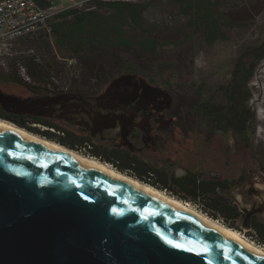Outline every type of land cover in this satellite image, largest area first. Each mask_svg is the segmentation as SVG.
Segmentation results:
<instances>
[{
    "label": "water",
    "instance_id": "95a60500",
    "mask_svg": "<svg viewBox=\"0 0 264 264\" xmlns=\"http://www.w3.org/2000/svg\"><path fill=\"white\" fill-rule=\"evenodd\" d=\"M0 101L42 114L39 98L0 89ZM252 188L253 200L240 204L246 228L252 213L264 220V186ZM0 264H264V256L141 187L0 127Z\"/></svg>",
    "mask_w": 264,
    "mask_h": 264
},
{
    "label": "rangeland",
    "instance_id": "374dc122",
    "mask_svg": "<svg viewBox=\"0 0 264 264\" xmlns=\"http://www.w3.org/2000/svg\"><path fill=\"white\" fill-rule=\"evenodd\" d=\"M121 1L146 5L142 13L144 22L141 25L131 22L124 27L126 37L134 44L76 52L58 44L54 33L44 28L23 41L9 63L0 65V89L27 99L26 96L33 94L28 83L45 86L46 79H50L61 88L74 84L85 89L99 80L138 73L176 96L182 129L179 142L172 147L167 145V154L179 158L184 167L204 171L209 177L242 175L246 176L242 180L245 186H264V59L249 84L250 106L255 114L248 123L247 133L225 129L214 132L213 126L206 129L196 112L197 104L206 100L226 105L221 87L231 80L237 60L264 43V0H210L219 23L217 31L215 27H207L206 20L201 21L203 9L188 8L175 0ZM53 3L68 6L70 0H53ZM74 7L99 9L106 14L112 10L98 8L95 0H83ZM206 36L217 39L208 41ZM143 40L152 41L154 46L140 45ZM28 63L35 67L33 74L28 71ZM57 67L61 70L57 71ZM10 73L27 83L9 80ZM228 194L237 200L231 189ZM203 201L189 200L206 213ZM218 220L225 223L223 218ZM243 222V217L238 219L239 226L234 229L254 241L249 234L251 228L244 227ZM258 241L254 242L260 245Z\"/></svg>",
    "mask_w": 264,
    "mask_h": 264
},
{
    "label": "trees",
    "instance_id": "16d2710c",
    "mask_svg": "<svg viewBox=\"0 0 264 264\" xmlns=\"http://www.w3.org/2000/svg\"><path fill=\"white\" fill-rule=\"evenodd\" d=\"M95 1L99 6L98 8L109 7L112 10L106 14L99 9L69 7L53 16L50 27L56 36L57 43L70 47L76 52L134 44L133 40L126 37L124 27L131 22L136 25H141L144 22L142 13L146 5L121 0ZM175 1L188 8L203 9L204 13L200 16L201 21L206 20L207 27H215L217 31L219 23L217 17L214 16L210 0ZM41 3L47 7L51 4V1L41 0ZM114 22L118 25H114ZM110 24H113V26ZM206 39L213 41L217 38L213 36L209 39L206 36ZM143 43L146 46L153 45L150 40H143L139 44L143 45ZM249 56L251 60L248 59ZM29 59L32 61L34 58ZM263 59L264 43L251 48L248 53L239 57L232 71L231 80L227 85L221 87L226 97V105L206 100L197 104V114L202 119H206L211 126L217 127L218 130L225 129L247 133L248 123L254 118L255 114L250 106L249 84ZM30 64L33 63L30 62ZM30 64L28 63V71L33 74L35 67ZM8 79L27 83L22 78L12 75V73L9 74ZM0 117L88 156L111 163L116 169L165 190L177 198L185 201H200L203 199V204L207 209L206 213L216 219L223 218L225 224L230 227H238L237 220L244 215L236 200L228 194L230 188L229 178L209 177L206 172L195 169H188L186 175L177 177L169 171L167 165L154 164L144 157L125 149L103 147L99 144H94L90 148L86 143L90 140L89 137L77 134L69 127L55 122L44 123L46 128L42 129L41 126L35 125L39 123L37 121L39 119L29 114L13 116L0 109ZM250 228L256 231L258 240L264 244V221L254 219ZM249 234L252 235V233Z\"/></svg>",
    "mask_w": 264,
    "mask_h": 264
},
{
    "label": "flooded vegetation",
    "instance_id": "af4514ba",
    "mask_svg": "<svg viewBox=\"0 0 264 264\" xmlns=\"http://www.w3.org/2000/svg\"><path fill=\"white\" fill-rule=\"evenodd\" d=\"M46 81L48 85L39 87L27 84L33 94L26 98H39L43 101L40 110L36 112L42 114L26 112V107L18 102H7L6 109L0 101V109L13 116L32 115L39 119L36 124L44 126L48 122L62 126L65 123L77 134L89 137L90 140L86 143L90 148L99 144L125 149L154 164L167 165L169 171L177 177L184 176L188 169H193L184 167L179 158L167 154V145L172 147L179 142L178 136L182 129L180 109L176 96L153 79L136 73L133 77L116 76L103 82L99 80L88 84L85 89H78L74 84L61 88L50 79ZM7 94L16 96L19 100L23 97L15 93ZM20 110L22 112H18ZM201 124L206 129L212 127L206 119H202ZM213 128L214 132H218L217 127ZM245 177L239 175L229 178V189L237 198L239 206L253 200V188L249 189L242 182ZM248 209L251 210L250 206ZM242 217L245 221L246 212ZM254 219L264 221L258 212L251 214V223Z\"/></svg>",
    "mask_w": 264,
    "mask_h": 264
},
{
    "label": "built area",
    "instance_id": "2783aa9c",
    "mask_svg": "<svg viewBox=\"0 0 264 264\" xmlns=\"http://www.w3.org/2000/svg\"><path fill=\"white\" fill-rule=\"evenodd\" d=\"M50 1L51 4L46 7L41 0H0V65L9 63L12 56L19 52L18 47L23 41L44 28L51 30L50 22L54 15L83 2L70 0L68 6H57L53 0ZM251 231L250 237L258 240L256 231L252 228ZM260 245L264 246L263 243Z\"/></svg>",
    "mask_w": 264,
    "mask_h": 264
},
{
    "label": "bare ground",
    "instance_id": "6f19581e",
    "mask_svg": "<svg viewBox=\"0 0 264 264\" xmlns=\"http://www.w3.org/2000/svg\"><path fill=\"white\" fill-rule=\"evenodd\" d=\"M0 127L24 134L28 138L40 142L42 144H45L49 147H52L58 151H61L67 155H70L74 158H77L81 161H84L88 164H91L95 167H98L104 171H107L123 180H126L138 187H141L145 190H147L149 193H151L155 198L162 200L168 204L175 205L178 207H181L183 210L194 216L196 219H199L206 224L218 229L225 235L229 236L230 238L234 239L235 241L241 243L245 247L251 249L252 251L264 256V246L257 244L256 242L249 239L246 235L242 234L238 230L226 225L225 223H222L220 220L211 217L210 215L198 210L196 207H194L189 201H185L183 199L177 198L165 190H162L160 188H157L149 183H146L134 176H131L127 173H124L118 169H116L112 164L101 161L100 159L88 156L80 151H77L75 149H72L70 147H67L55 140L49 139L43 135H40L38 133L32 132L24 127H21L17 125L16 123L7 120L5 118L0 117Z\"/></svg>",
    "mask_w": 264,
    "mask_h": 264
},
{
    "label": "snow or ice",
    "instance_id": "6c2138e0",
    "mask_svg": "<svg viewBox=\"0 0 264 264\" xmlns=\"http://www.w3.org/2000/svg\"><path fill=\"white\" fill-rule=\"evenodd\" d=\"M85 199H87V197H85ZM169 243H172L171 241H169ZM176 247H182L181 245H175ZM189 251H191V249H188Z\"/></svg>",
    "mask_w": 264,
    "mask_h": 264
}]
</instances>
